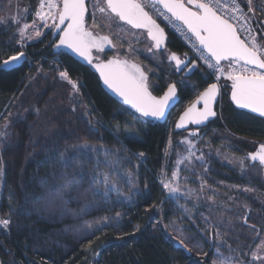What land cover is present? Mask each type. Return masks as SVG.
<instances>
[{"label":"trees","instance_id":"trees-1","mask_svg":"<svg viewBox=\"0 0 264 264\" xmlns=\"http://www.w3.org/2000/svg\"><path fill=\"white\" fill-rule=\"evenodd\" d=\"M23 1L32 9L39 5V0ZM90 24L89 15L87 25ZM164 27L168 33L167 49L160 52V57L142 55L144 63H140L157 96H161L167 90L166 85L177 77L173 64L164 58V53L189 55L183 40ZM51 39L50 32L45 40L29 45L25 51L28 60L22 67L9 72L0 70V129L11 119L7 136L0 138L3 161L0 167V219H11L8 229L0 228V264H196L197 261L212 264L213 251L206 240L204 242L209 246L206 256L194 250L188 255L167 235L166 226L175 221L192 229L197 228L192 223L194 218L200 229L201 209L192 212L193 217L189 216L191 209L185 211L181 207L185 200L170 196L162 187L160 176L167 166L171 140L187 133L174 132L177 118L213 80H205L199 70L187 79V86H178L179 104L165 124L142 117L141 123H135L134 112L104 90L99 76L67 53L55 54ZM20 50L15 28H6L0 23V66ZM104 54L107 57L110 52ZM60 72H66L68 78L61 79ZM69 81L76 83L78 92ZM225 85L217 106L218 119L201 133L211 127L233 135L231 139L239 145L240 137L244 145L248 139H264V120L237 110L230 101L229 83ZM69 92L80 100L75 105L76 110L68 106ZM97 120L103 127L96 124ZM114 126L120 130V142L110 131ZM125 131L136 133L135 138L124 139ZM54 139L58 140L60 150L84 141L97 147L120 149L122 170L136 176L137 186L132 199H116L114 195L112 202H99L87 214L75 215L93 201L94 189L88 181V173L94 167L93 158L83 159L82 167L64 168L58 159L45 163ZM141 153L143 157L138 159ZM242 154H247L246 150ZM124 156L131 159L124 160ZM219 169L215 178L237 187L236 191H240V185L245 187L247 184L248 178L238 172L223 166ZM81 174L84 180L77 184ZM65 177L73 180L72 191L64 193L62 198L50 196L49 193L57 192ZM121 183L127 192L126 184ZM257 184L262 190L255 188L246 199L260 205L259 199L264 202V182L260 178ZM234 195L240 199V192ZM117 213L122 214L118 222L115 219L109 221L102 231H96L87 239L82 238L83 231H76L86 221L92 223L102 217H116ZM257 214L256 220H264L263 215ZM136 226L140 231H134ZM89 239L91 250H87ZM97 252L99 255L95 254Z\"/></svg>","mask_w":264,"mask_h":264},{"label":"snow or ice","instance_id":"snow-or-ice-1","mask_svg":"<svg viewBox=\"0 0 264 264\" xmlns=\"http://www.w3.org/2000/svg\"><path fill=\"white\" fill-rule=\"evenodd\" d=\"M89 5H91V9ZM146 5L152 8L158 17L169 21L175 30L186 29L190 34L187 39L193 41V47L199 53L197 59L202 60L209 70L205 80L215 81L208 83L204 90L197 94L196 100L180 116V120L176 124L177 128H184L187 124L199 126L205 124L210 118L216 117L217 113L213 104L220 92L219 81L221 79L231 82V100L237 106L264 116V34L258 37L256 33L257 29L264 33V20H260L255 27L253 26L254 20L264 17V0H259L258 4L256 0H230L228 4H225L224 0H39L38 10L34 13L35 19L31 25L24 23L21 26L20 17L12 19L17 25L19 37L17 43L21 46L25 40L32 39L29 34L30 27L36 37L43 35L42 31L38 30V20L43 27L55 30L53 34L59 38V43L55 47L66 46L92 64L93 49L104 52L106 45L115 47L108 35L94 34L89 27H86V15L91 16L92 28L103 29L106 26L104 23H97V12L102 16L108 14L105 17L108 27L113 26L114 22L122 21L124 24L130 25L132 29H144L147 36L154 42V47L157 49L161 47L165 39V31L146 10ZM49 21H51L50 24ZM3 22H6V18L0 17V23ZM115 26L122 27L118 23ZM130 50L137 51L136 49ZM25 58L24 51H17L15 55H11L3 61V66L7 69L10 64H18ZM171 60L175 61L177 72L188 69L191 74L197 67L192 60H184L176 54L171 55ZM190 64L191 68H189ZM224 64L228 67L227 72H225ZM95 68L100 72L104 84L119 97H122L123 104L135 110V113L132 114L135 123H141V117L156 120L164 118L169 102L177 96V83L166 85L167 90L163 96L153 95L147 83L148 77L141 67L136 63H129L127 59L121 60L119 55L107 62L95 63ZM59 76L61 79L68 78L66 72H60ZM69 82L72 83L74 91L78 92L79 88L76 83ZM179 83H183V81ZM201 104L202 107H197ZM136 113L139 114V117L135 115ZM96 124L103 127L100 120H97ZM4 128H7V124L4 125ZM110 131L120 142L121 133L118 126H114ZM135 135L134 132L125 131L123 138L132 139L135 138ZM192 135L196 136L198 133L193 132ZM6 136V131H0V138ZM187 143L189 144L186 149L188 156L182 160L178 159V164H183L185 160L195 155L191 150L194 145L190 141ZM89 156L93 158L94 162V167L88 173L90 188L94 189L93 201L85 204L79 213L74 214L81 216L87 214L94 204L112 202L114 195L116 199L123 197L125 200H131L134 194L133 190L137 186L136 176L131 171L122 170V158L118 148L97 147L84 141L66 145L60 150L58 140L54 139L52 148L46 155L45 163H48L50 159H58L64 168L72 165L82 167L81 161ZM142 157L143 153L139 154L138 159ZM248 158L253 162L258 161L260 165L264 166V143H261L255 152L249 153ZM123 159L129 160L131 157L124 156ZM198 159L202 160L203 155ZM2 164L3 161L0 158V167ZM240 164L243 168L244 161L241 160ZM161 175L166 176L167 174L165 172ZM178 176L179 172L173 170L170 177L161 180L162 187L167 190L169 195L175 196L180 192L179 185L175 183ZM83 180L84 176L81 174L76 183ZM122 181L128 188L127 192L123 190ZM73 186V180L65 177L63 183L58 186L57 192L49 193V195L62 198L64 193L72 191ZM203 188L204 185H201V190ZM245 191H250V189H245ZM186 195L190 198L191 192L189 191ZM9 199L11 202V195ZM181 207L188 211L185 206ZM9 211L11 213V206ZM121 215V213H117L116 217H102L92 223L86 221L76 231H83L82 238L87 239L96 231H102L104 226H108L109 221L115 219L118 222ZM201 220L206 225L203 230L199 229V225H196L195 221L192 223L198 230L206 232L207 238L212 241L211 246L215 249L214 255L217 257L216 260H213V264H256V262L264 264V240L257 245L256 250L251 254V259H239L234 262L231 256H224L216 244V241L222 240L218 225L212 224L210 219L202 214ZM10 224V218L0 219V228L8 229ZM251 227L255 228L254 225ZM134 231H140L139 227L136 226ZM256 234L259 236L258 230ZM213 237H215V241H213ZM185 239L190 238L185 237L179 242L191 253L192 249L185 244ZM91 244L92 241L89 239L87 250H91ZM196 247L202 248V245L197 243ZM95 254L99 255L98 252ZM202 255L206 256L207 253H202ZM196 264H200V262L197 261Z\"/></svg>","mask_w":264,"mask_h":264},{"label":"rangeland","instance_id":"rangeland-1","mask_svg":"<svg viewBox=\"0 0 264 264\" xmlns=\"http://www.w3.org/2000/svg\"><path fill=\"white\" fill-rule=\"evenodd\" d=\"M258 1L259 0H256L257 4ZM36 10H38V7L37 9H32L23 0H0V17L6 18V22H3V24L6 25V28H15L16 34L17 25L12 18L20 17L21 26L24 23L31 25L33 19H35L34 13ZM151 11L153 15V10L151 9ZM107 15L108 14H104V16H102L97 12V23H104L106 25L103 29L92 28V19L91 24L88 26L94 33L99 35H110L115 43L114 50L110 52L107 57L104 53H96L95 57L97 60H108L112 57L116 58L117 55H119L120 59L144 63L142 59V55L144 54L160 57V52L153 50L152 42L148 39L146 32L133 30L121 21L114 22L113 26L108 27V21L105 19ZM259 22L258 20H254L253 26L255 27ZM50 23L51 21H49V24ZM117 23L122 25V27L115 26ZM37 26L38 30L42 31L43 35L36 37L35 32L30 27L29 34L32 39L25 40L23 46L17 43L22 51L25 52L29 45L45 40L50 32L52 34L54 32V29L43 27L38 20ZM256 33L258 37L264 34L260 29H257ZM18 39L19 37L17 35V40ZM130 49H136L137 51H131ZM169 55L170 53L165 52L164 58L168 59ZM224 67L225 72H227V65L224 64ZM199 70L202 71L201 73L204 77L208 73L201 68L198 69V71ZM217 75H219V73H217ZM180 81H183V83H179ZM188 82L186 78L177 76L173 79L172 83H177L179 87H185L189 84ZM213 82L215 81L213 80ZM219 83L228 84L230 81L221 79ZM66 100L68 106L76 110L75 105L80 101L79 98L69 92V97L66 98ZM65 104L67 103L65 102ZM10 122L11 119L5 121L4 125L7 124V128L5 129L4 126H2L0 131H6L7 133L11 125ZM231 136L233 135L212 129L211 131H204L199 137H193L186 133L173 138L167 149L168 162L163 171V173L166 172L167 175H161L160 178L163 180L170 177L173 170L179 172V176L175 183L179 185L180 192L174 197L183 198V200H185L184 206L186 208L189 206L187 208L188 210L191 209L189 211V216L193 217L192 212H197L201 209V211H199L200 214L204 217H208L212 224L218 225L219 231L222 234V240L216 241V244L224 256H231L235 262L239 259H251V254L256 250L257 245L264 240V220H256L254 218V216L258 215L257 212L260 213V216L263 215L264 218V209L262 208L264 207V202H261L259 199L261 204L257 205L256 203L253 204L252 199H246L250 198L249 192L253 191L255 188L262 190L261 185L257 184V180L260 178L262 179V174L260 169L250 166L249 161L243 158V151L240 153V145L234 143L232 140L233 137ZM188 141L194 145L191 150L195 155L189 157L183 164H178V159L182 160L184 157L188 156L186 150L189 147ZM251 144L249 140H245V146H251ZM201 155H203L202 160L198 159ZM241 160L244 161L243 168L240 164ZM222 166L248 178L246 186H240V199L235 198L234 195L237 193L239 194L235 189L237 187L215 178L214 174L217 172L219 173V168H222ZM201 185H204L203 190H201ZM233 189L235 190L232 191ZM245 189H250V191H245ZM189 191L191 192L190 198L186 195ZM210 197L211 199H209ZM262 197H264V194H262ZM203 202H205L204 205H202ZM258 207L260 208L258 209ZM255 208L258 210H255ZM248 211L250 217L249 220H247L248 225H245V217ZM192 221H195V219L192 218ZM256 221L257 223H255ZM200 222V230L205 229L206 225L201 219ZM253 225L260 230L259 236L256 234L257 230L251 227ZM189 228L190 227L183 222L175 221L170 223L169 226H166V231L167 235L176 243H180V239L189 237L190 239H185V244H187L188 247L201 256H203L202 253H208L209 246L207 244L211 245L212 241L207 238V233L197 228H192V226V229ZM180 229H183V231H180ZM205 240L208 242L207 244H205ZM213 241H215V237H213ZM197 243L201 244L202 248H197ZM212 251L213 260H216L217 257L214 255L215 249L212 248ZM256 264H259V262H256Z\"/></svg>","mask_w":264,"mask_h":264},{"label":"water","instance_id":"water-1","mask_svg":"<svg viewBox=\"0 0 264 264\" xmlns=\"http://www.w3.org/2000/svg\"><path fill=\"white\" fill-rule=\"evenodd\" d=\"M146 10H147V9H146ZM147 11H148V10H147ZM149 13H150V12H149ZM150 15H151V14H150ZM169 15H170V14H169ZM87 18H88V15H86V27H88V25H87ZM153 19H156V18L153 17ZM156 21H157V23L160 25V27L163 28L164 31H165V39L163 40V42H162V44H161V47H160L159 49L155 48V47H154V42L151 40L150 37H148V36H147V37H148V39L152 42L153 50L161 52V51H165V50L167 49L168 33H167L165 27H164V26H163V25H162L157 19H156ZM121 22H122V21H121ZM122 23L124 24V22H122ZM125 25H126V24H125ZM127 26H129V27L131 28L130 25H127ZM133 30H136V31H144V32H146V30H144V29H133ZM54 31H55V30H54ZM53 33H54V32H53ZM94 34H95V33H94ZM146 34H147V33H146ZM108 36H109L110 39H112V37H111L110 35H108ZM112 41H113V44L115 45L113 39H112ZM52 43H55V45L59 43V38H58V36L52 34L51 44H52ZM55 45H54V48H53L55 54H60L61 52H65V53H67L69 56H71L72 58H74L76 61L81 62L83 65L89 66V67H90V68H91V69H92V70H93V71L99 76V78H100V80H101V83H102V86H103L104 90H105V91H106V92H107L112 98H114L119 104H121L122 106L128 108L129 110H131L132 112L135 113V110H134V109H131L130 106H128V105H124V104H123L122 97H119L116 93H114L111 89H109L107 85L104 84L103 78L100 76V72L95 68V63H98V62H107L108 60L114 59V57H112V58H109L108 60H97L96 57H95V54H96V53H109V52H112V51L114 50V47H111V46L106 45V46H105V51H104V52H98L97 50L93 49V52H92L93 63H92V64H89V63L87 62V60H85V58L79 56L77 53L73 52L71 49L67 48L66 46L55 47ZM25 54H26V53H25ZM172 54H176L177 56L181 57V58L184 59V60H192V61L195 63V65L197 66L196 69L194 70V72L191 73V74H189L188 69H184L183 71H179V72L176 71V75H181V74H182L184 78H190V77H191V76H192V75H193V74L199 69L198 62L194 61L190 55H188V56H180L179 54L172 52V53H170V55H169V57H168V61H169L170 63H172L174 66H175V61L171 60V55H172ZM27 60H28V58H27V54H26V58H25V59H22L18 64H17V63H12V64H10V66H9L7 69L4 68V66H3V62H2L1 66H0V70H3V71H7V72H9V71H12V70L18 69V68L22 67V66L27 62ZM121 60H124V59H121ZM129 63H136L137 65H139V66L141 67V69L145 72L146 76L148 77L147 83L149 84V75H148V73L145 71L144 67H143L140 63L135 62V61H129ZM191 67H192V65L190 64V65H189V68H191ZM175 68H176V66H175ZM224 87H225V85H221L220 92H219V94L217 95V99H216V101H215L214 104H213L214 110H215L216 113H217L216 117L210 118L209 121H206V122H205V124H202V125H199V126H197V125H193V124H187L184 128H177V127H176V124L179 122V120H180V116H181V115L184 113V111H185V110H186V109H187V108H188V107H189V106H190V105L196 100V99H195V100H194V101H193V102H192L187 108H185V109L181 112V114H180L179 117L177 118V120H176V122H175V126H174V132H175V133L187 132V133H188L189 135H191V136H193V135H192L193 132H197L198 135H196V136H199V135L201 134V130L207 128L212 122H214V121L218 118V116H219V112H218V110H217V106H218V104L220 103L221 96H222V89H223ZM149 90L152 92L153 95L157 96L156 94L153 93V91L151 90L150 86H149ZM163 94H164V93H163ZM163 94H162L161 96H163ZM157 97H160V96H157ZM179 100H180V97H179V87H178V85H177V96H176V98H174L172 101L169 102V105H168V107L166 108V115H165V117L162 118V119H160V120H156V119H154V118H145V119L150 120V121H154V122H158V123L165 124V123L168 121V119H169V117H170L172 111L178 106V104H179ZM230 101H231L232 105H233L237 110L242 111V112H246V113H248V114H250V115H253V116L257 117V118H260V119H263V120H264V116H260L259 113H254V112H252L250 109H242V108H240L239 106H237V105L235 104V102L231 100V88H230ZM197 107H202V104H201V105H197ZM136 114L139 115L138 113H136ZM193 137H195V136H193ZM251 153H252V152H251ZM248 159L250 160V162H251L252 164H256V163L259 164L258 161L253 162V161H251L250 158H248ZM247 219H248V216H246L244 224H247ZM176 247L179 248V249H181V250H184L188 255L191 254V253H189V252L185 249V247H184L183 245H181L180 243H176ZM211 247H212V246H211ZM212 248H213V247H212Z\"/></svg>","mask_w":264,"mask_h":264},{"label":"built area","instance_id":"built-area-1","mask_svg":"<svg viewBox=\"0 0 264 264\" xmlns=\"http://www.w3.org/2000/svg\"><path fill=\"white\" fill-rule=\"evenodd\" d=\"M224 3L225 4H228L230 3V0H224ZM146 9L149 10V12L151 13V9L150 7H148L146 5ZM153 16L163 25H165L169 30H171L172 32L176 33L182 40L183 42L185 43V45L187 46L188 50H189V55L192 57V59L196 62H198L199 64V67L201 69H203L204 71L208 72L209 70L207 69V67L204 65L203 61L202 60H199L197 59L199 53L196 52V49L193 47V41L192 40H189L187 39V36L190 35L189 33H187L186 29L182 28L180 31H177L175 30L173 27H172V24L165 20L163 17H158L156 15V13H154L153 11ZM179 23V22H177Z\"/></svg>","mask_w":264,"mask_h":264},{"label":"flooded vegetation","instance_id":"flooded-vegetation-1","mask_svg":"<svg viewBox=\"0 0 264 264\" xmlns=\"http://www.w3.org/2000/svg\"><path fill=\"white\" fill-rule=\"evenodd\" d=\"M97 35H99V34H97ZM199 65V64H198ZM174 66V65H173ZM175 67V66H174ZM199 69H200V67H199ZM175 71H176V68H175ZM198 71V70H197ZM197 71L195 72V73H197ZM195 73L193 74V75H195ZM175 74H176V72H175ZM192 75V76H193ZM177 76H182L183 77V75L181 74V75H177ZM191 76V77H192ZM190 77V78H191ZM184 78V77H183ZM189 78V79H190ZM186 79H188V78H186ZM220 84V83H219ZM220 85H225V83H223V84H220ZM226 86V85H225ZM229 86H230V83H229ZM225 88V87H224ZM222 91H223V89H222ZM253 116V115H252ZM218 119V118H217ZM216 119V120H217ZM214 122H216V121H214ZM213 123V122H212ZM211 123V124H212ZM213 128H211V127H209V130L211 131ZM201 135V134H200ZM199 135V136H200ZM240 153H241V151H245L246 150V153L247 154H242L243 155V158L245 159V160H248L249 161V163H250V166H252V167H255V168H258V169H260L261 170V174H262V180H263V182H264V166H262V165H260V164H258V163H256V164H252L251 162H250V160L248 159V154L249 153H251V152H255L258 148H259V145L261 144V143H264V139H262V140H252V139H248L249 140V142L250 143H252L251 144V146H245L244 145V143L242 142V138L240 137ZM240 186H242V187H244V185H240ZM246 186V185H245ZM246 216H248V219L247 220H249V217H250V213H249V211H248V213H247V215ZM246 218V217H245ZM246 225V224H245ZM248 225V224H247ZM255 230H258L259 231V233H260V230L256 227L255 228Z\"/></svg>","mask_w":264,"mask_h":264},{"label":"bare ground","instance_id":"bare-ground-1","mask_svg":"<svg viewBox=\"0 0 264 264\" xmlns=\"http://www.w3.org/2000/svg\"><path fill=\"white\" fill-rule=\"evenodd\" d=\"M55 45V44H54Z\"/></svg>","mask_w":264,"mask_h":264}]
</instances>
